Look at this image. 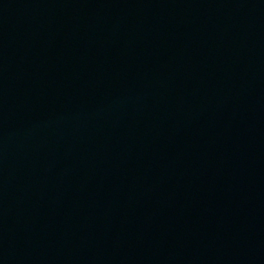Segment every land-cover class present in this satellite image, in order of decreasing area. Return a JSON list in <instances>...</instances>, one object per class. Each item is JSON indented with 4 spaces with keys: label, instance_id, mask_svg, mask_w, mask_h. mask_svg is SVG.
I'll list each match as a JSON object with an SVG mask.
<instances>
[{
    "label": "water",
    "instance_id": "1",
    "mask_svg": "<svg viewBox=\"0 0 264 264\" xmlns=\"http://www.w3.org/2000/svg\"><path fill=\"white\" fill-rule=\"evenodd\" d=\"M0 264H264V0H0Z\"/></svg>",
    "mask_w": 264,
    "mask_h": 264
}]
</instances>
